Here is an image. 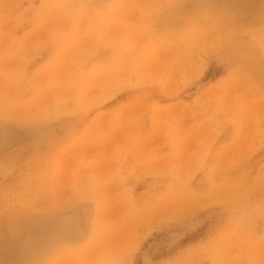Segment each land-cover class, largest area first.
<instances>
[{"label": "rangeland", "instance_id": "1", "mask_svg": "<svg viewBox=\"0 0 264 264\" xmlns=\"http://www.w3.org/2000/svg\"><path fill=\"white\" fill-rule=\"evenodd\" d=\"M0 264H264V0H0Z\"/></svg>", "mask_w": 264, "mask_h": 264}]
</instances>
